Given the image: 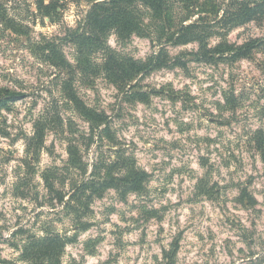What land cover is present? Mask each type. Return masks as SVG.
Instances as JSON below:
<instances>
[{"label": "rangeland", "instance_id": "374dc122", "mask_svg": "<svg viewBox=\"0 0 264 264\" xmlns=\"http://www.w3.org/2000/svg\"><path fill=\"white\" fill-rule=\"evenodd\" d=\"M0 2L27 31L14 33L0 19V88L25 94L0 110V264H31L22 247L47 232L69 239L60 264H264V144L254 143L257 131L264 140V20L227 32L230 43L263 40L251 58L235 62L194 61L197 42L173 45L146 17L145 35L110 33L107 45L122 56L144 62L163 49L169 62L185 63L141 74L125 92L99 70L79 76L78 96L108 115L113 134L112 142H90L89 123L62 95L65 74L30 46L77 28L91 2L61 0L53 20L37 13L36 0ZM219 40L209 37V47ZM61 50L74 63V45L63 42ZM131 85L148 99L126 94ZM55 113L62 124H48L40 145L30 142L35 122ZM74 147L86 175L98 157L116 154L148 173L140 193L121 199L108 189L94 199L83 216L89 225L78 231L74 213L56 199L62 191L67 201L81 177L69 163Z\"/></svg>", "mask_w": 264, "mask_h": 264}, {"label": "trees", "instance_id": "16d2710c", "mask_svg": "<svg viewBox=\"0 0 264 264\" xmlns=\"http://www.w3.org/2000/svg\"><path fill=\"white\" fill-rule=\"evenodd\" d=\"M91 2L85 13L83 22L77 28L69 30L64 37L53 40H42L32 43L30 48L42 61L50 64L59 73H64L61 79V92L67 104L71 105L88 123L90 134L86 138L94 142L107 138L112 142L109 117L102 111H97L78 96L74 82L79 76H87L99 70L109 82L125 92V88L139 75L154 69L171 67L180 63L177 59L169 62L163 57V49L152 54L141 62L131 57L122 56L107 45V37L114 33L120 40L130 38L133 34L145 35L144 18L156 25L162 33L161 37L173 44L197 42L198 48L190 53L198 62H235L242 58H251L259 49L263 40L250 38L241 44L230 43L225 35L232 28L251 21L264 20V0H88ZM61 0H36L35 10L43 17L54 19L59 16L58 8ZM7 8L0 2V19L14 33H24L20 23L6 14ZM184 15L183 17L180 15ZM196 16V17H194ZM194 17L191 21L188 19ZM217 35L220 40L214 45L208 44V39ZM70 42L75 48L74 63L67 60L61 50V43ZM100 54L101 62L94 60ZM131 85L126 94L148 99L145 91L132 92ZM25 94L7 87L0 88V110L8 108L9 103L21 99ZM228 102L231 108L237 106L236 98L231 93ZM61 125L58 113L39 119L34 124V134L30 142L40 145L44 129L48 124ZM255 133L254 143L258 150L262 149L264 140ZM70 165L81 171V177L72 180L67 201L62 191H57V202L64 203L69 213H74L75 227L86 229L88 222L83 218L89 211L94 199L103 197L108 189H114L121 199L129 192L140 193L144 190L148 173L136 167L129 158L120 154L110 160L104 156L97 158L92 165V171L86 175L81 158L74 147L69 152ZM43 179L49 189L54 190L55 182L48 175ZM245 193V192H244ZM243 193V194H244ZM248 201H250L248 199ZM69 239L59 233L47 232L44 236L29 238L23 247L22 255L31 264H60V257Z\"/></svg>", "mask_w": 264, "mask_h": 264}, {"label": "clouds", "instance_id": "9594fccd", "mask_svg": "<svg viewBox=\"0 0 264 264\" xmlns=\"http://www.w3.org/2000/svg\"><path fill=\"white\" fill-rule=\"evenodd\" d=\"M5 235H8V233H5Z\"/></svg>", "mask_w": 264, "mask_h": 264}]
</instances>
